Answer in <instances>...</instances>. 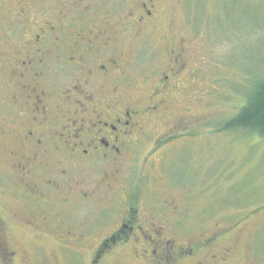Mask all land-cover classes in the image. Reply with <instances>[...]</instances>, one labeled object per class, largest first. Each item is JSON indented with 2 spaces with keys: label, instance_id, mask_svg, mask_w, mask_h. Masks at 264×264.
Here are the masks:
<instances>
[{
  "label": "rangeland",
  "instance_id": "obj_1",
  "mask_svg": "<svg viewBox=\"0 0 264 264\" xmlns=\"http://www.w3.org/2000/svg\"><path fill=\"white\" fill-rule=\"evenodd\" d=\"M148 1L86 0L85 4L91 2L116 18L127 12L137 16L142 4ZM152 3L153 23L163 15L162 23L172 24L167 31L174 36L173 46L160 41V33L150 27H145L149 37L144 44L136 37L139 29L133 24L124 49L127 56L135 51L146 59L151 57L148 69L152 80L162 77L165 47L178 51L183 48L188 64L179 76L183 79L181 87L168 91L172 104L167 114L152 117V129L148 131L151 136L142 134L143 142L134 152L130 151L134 156L127 155L117 168L102 163L99 171L93 173L54 151L44 160L51 163L52 159L58 171L66 170L71 187L79 194L94 193L99 183L103 184L102 177L109 179L106 180L109 183L115 172L109 193L113 196L115 192L121 202H107L114 204L109 219L116 223L123 217L126 200L137 191L140 220L156 222V229L164 226V233L175 248L182 246L187 250L209 241L210 245L196 255L200 262L264 264V137L220 130L227 118L243 105L246 81L264 72V0H152ZM78 7L83 5L77 0H0V219L6 223V231L0 230V264L6 263L3 256L6 247L16 251L12 264H90L97 243L112 230L105 226L101 231L90 230L85 239L68 237L80 230L82 220L99 213L101 204L97 200H81L82 205L63 217L65 228H58L61 217L54 207L40 210L24 197L26 188L24 184L18 186L22 176H17V164L12 157L13 152L21 149L15 136L34 126V111L26 107L24 100L16 101L23 66L14 71L15 59L30 54L25 44L35 35L34 18L36 21L49 18L58 26L62 12L73 17ZM21 10L29 14L26 20L19 15ZM57 54L51 50L49 57L55 58ZM133 59L136 61L138 57ZM78 74L74 71L64 77L63 88L54 92L50 89L48 99L55 111L68 104L63 91L75 84ZM50 85H54V80H46L47 89ZM166 127L173 128L169 133L174 140L170 147L166 145L156 151ZM133 158L135 161H130ZM134 166L137 168L132 170ZM49 174L46 176L50 177ZM53 178L61 180L57 175ZM59 198L53 197L52 201ZM46 213L49 222L42 225L40 217ZM34 215L37 225L31 224ZM69 238L72 241H66ZM223 248L231 250L226 259H222ZM135 253L134 247L127 246L116 255L105 257L102 264H145ZM207 254L216 255L219 261L213 263L208 256L207 261Z\"/></svg>",
  "mask_w": 264,
  "mask_h": 264
},
{
  "label": "flooded vegetation",
  "instance_id": "obj_2",
  "mask_svg": "<svg viewBox=\"0 0 264 264\" xmlns=\"http://www.w3.org/2000/svg\"><path fill=\"white\" fill-rule=\"evenodd\" d=\"M77 1L83 7H78L73 17L69 12H62L58 26L49 18L39 21L34 18L37 27L32 32L35 35L25 44L30 54L23 58L19 55L15 59L14 71H18L20 65L23 66L18 78L21 90L16 101L24 100L29 105L26 107L34 111V126L15 136L21 148L13 152L12 156L17 164V176H22L18 186L25 185L26 190L22 188L24 197L40 210H44L45 206L54 207L61 217L58 228H65L63 217L69 214L67 211L82 205L81 200H97L101 204L99 213L82 220L80 230L68 236L72 238L76 235L79 239H85L86 234L94 228L101 231L102 227L107 226L112 229L109 235L97 243L90 264H102L105 257L111 253L116 255L119 249L127 246L134 247L136 258L142 259L145 264H207L197 260L196 255L210 245L209 241L189 246L187 250L182 246L175 248L174 242L167 239L164 226L159 225L156 229V222L140 220L137 191L132 192L126 200L120 222L109 219L114 204L107 201L114 203L118 200L117 204L121 202L115 192L113 196L109 193L112 186L110 181L115 178V172L109 183L106 182L109 179L103 176L106 183H99L94 193L79 194V191L71 187L66 170L58 171L52 159L51 163L44 160L54 151L73 165L85 166L83 170L93 173L99 171L102 163L117 168L122 160L127 159V155L129 158L134 156L135 153L130 151L134 152L143 142L142 134L151 136L148 131L152 129V117L160 118L167 114L172 104L167 97L168 91L173 87H181L183 79L179 76L185 72L188 64L183 57V48L180 47L178 51L177 48L166 50L165 47L162 77L150 80L148 59L151 57L147 56L146 59L135 51L130 56L126 55L124 45L130 39L133 24L136 30L139 29L136 37L144 44L149 37L145 27L160 33V41L163 43L172 44L174 41V36H169L167 31L172 24H163V15H159L156 23H153L155 4L152 0L142 4V10L137 16L134 12H127L116 18L110 17V12L101 11L91 2L85 4L86 0ZM19 15L24 20L29 17L24 10ZM64 20V26H61ZM70 29L71 33H68ZM51 50L57 51L55 58L49 57ZM134 57H138V60L134 61ZM74 71L79 73L75 84L63 91L66 93L64 101L70 107L66 105L62 110L55 111L48 93L50 89L54 92L56 88H63V78ZM46 80H54V85L47 89ZM148 90L149 95L146 94ZM171 129L166 127V131L160 135L156 151L166 145L170 147L174 140L169 133ZM135 159L130 161L134 162ZM135 168L137 166L132 170ZM46 173H50V177ZM56 175L61 180H55L53 176ZM58 196V200L52 201L53 197ZM35 215L31 218L33 225H37ZM47 215L40 217L42 225L49 222ZM5 224L0 219V230L3 232L6 231ZM68 240L72 241L70 238ZM222 251V259L230 256V248H223ZM3 256L5 264H12L16 251L6 247ZM207 256L213 263L219 261L213 254L206 255L207 261Z\"/></svg>",
  "mask_w": 264,
  "mask_h": 264
},
{
  "label": "trees",
  "instance_id": "obj_3",
  "mask_svg": "<svg viewBox=\"0 0 264 264\" xmlns=\"http://www.w3.org/2000/svg\"><path fill=\"white\" fill-rule=\"evenodd\" d=\"M245 84L243 105L234 116L227 118L220 130L243 131L264 137V72Z\"/></svg>",
  "mask_w": 264,
  "mask_h": 264
}]
</instances>
